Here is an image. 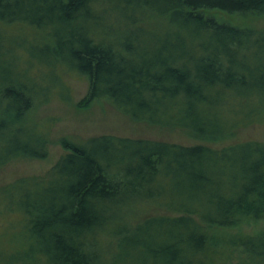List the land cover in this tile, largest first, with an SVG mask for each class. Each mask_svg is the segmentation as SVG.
I'll list each match as a JSON object with an SVG mask.
<instances>
[{"label": "trees", "instance_id": "1", "mask_svg": "<svg viewBox=\"0 0 264 264\" xmlns=\"http://www.w3.org/2000/svg\"><path fill=\"white\" fill-rule=\"evenodd\" d=\"M211 10L264 18V0H0V169L46 158L49 133L30 111L49 100L58 69L87 79L86 104L107 99L134 121L191 138L218 141L256 122L264 29ZM154 17L161 31L149 29ZM61 145L47 174L0 190L20 227L9 253L0 236V264H264V231H220L264 221V143L105 135Z\"/></svg>", "mask_w": 264, "mask_h": 264}, {"label": "rangeland", "instance_id": "2", "mask_svg": "<svg viewBox=\"0 0 264 264\" xmlns=\"http://www.w3.org/2000/svg\"><path fill=\"white\" fill-rule=\"evenodd\" d=\"M220 22L233 26L264 29V18L248 14H227L218 10L204 12ZM162 18L154 17L149 29L161 31L164 28ZM7 32L20 39L34 42L46 40L44 33L29 28L9 27ZM47 41V40H46ZM24 51L16 48V53ZM22 55V54H21ZM59 79L50 88V98L44 104H34L30 111L32 122L39 123L49 133L48 154L40 160H20L12 162L0 169V190L22 178L38 177L47 174L58 159L65 154L61 140L82 141L91 137L115 136L121 138L145 139L170 144L192 146L205 145L213 149L223 148L238 143L255 141L264 143V115L257 121L237 129L232 136L218 140L206 141L189 137L178 129L148 125L134 121L114 108L107 99H99L86 104L88 81L75 72L58 69ZM0 199V236L5 253L11 252L8 239L19 234L18 215L4 209ZM145 209V208H144ZM144 209L142 214L144 213ZM156 212L150 210L147 213ZM221 232L233 235H256L264 231V221L249 222L233 229H222ZM15 238V237H14ZM10 241V240H9ZM14 243L12 240L9 244Z\"/></svg>", "mask_w": 264, "mask_h": 264}]
</instances>
